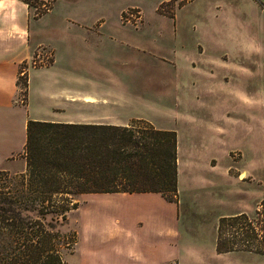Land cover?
<instances>
[{"label":"rangeland","instance_id":"rangeland-1","mask_svg":"<svg viewBox=\"0 0 264 264\" xmlns=\"http://www.w3.org/2000/svg\"><path fill=\"white\" fill-rule=\"evenodd\" d=\"M100 3L105 32L123 41L113 85L103 88L132 99L155 128L177 132L178 195H81L62 227L77 233L66 263L264 264V253L217 250L220 219L238 214L248 192L260 193L252 219L264 201V0ZM32 9L37 18L52 6ZM110 45L106 38L107 56Z\"/></svg>","mask_w":264,"mask_h":264},{"label":"trees","instance_id":"trees-1","mask_svg":"<svg viewBox=\"0 0 264 264\" xmlns=\"http://www.w3.org/2000/svg\"><path fill=\"white\" fill-rule=\"evenodd\" d=\"M24 157L25 172L0 173V264H67L77 233L62 227L83 194L178 195L177 132L144 120L128 126L30 120ZM260 207L254 219L246 213L220 219L219 252L264 253V201Z\"/></svg>","mask_w":264,"mask_h":264},{"label":"crops","instance_id":"crops-1","mask_svg":"<svg viewBox=\"0 0 264 264\" xmlns=\"http://www.w3.org/2000/svg\"><path fill=\"white\" fill-rule=\"evenodd\" d=\"M33 2H48L52 10L35 18L25 1L0 0V173L25 172L30 120L119 126L143 120L132 99L103 88L104 82L113 85L114 46L123 41L119 31L105 32L100 0ZM106 38L111 42L108 56ZM39 54L47 62L34 66ZM106 57L109 67L104 65ZM244 178L240 174L239 180ZM259 195L258 190L248 192L249 202L238 214L253 211Z\"/></svg>","mask_w":264,"mask_h":264},{"label":"built area","instance_id":"built-area-1","mask_svg":"<svg viewBox=\"0 0 264 264\" xmlns=\"http://www.w3.org/2000/svg\"><path fill=\"white\" fill-rule=\"evenodd\" d=\"M42 7H44L45 9H47V12H49L50 11V8H48L47 6H46V4H44ZM44 56V55H43ZM47 62V57L45 56V57H41L40 56V54L34 59V61H33V65L34 66H36V65H43V64H45Z\"/></svg>","mask_w":264,"mask_h":264}]
</instances>
